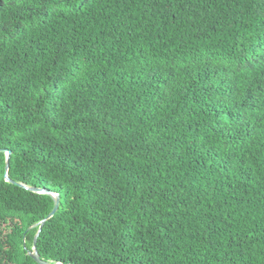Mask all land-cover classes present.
Wrapping results in <instances>:
<instances>
[{
  "label": "trees",
  "instance_id": "1",
  "mask_svg": "<svg viewBox=\"0 0 264 264\" xmlns=\"http://www.w3.org/2000/svg\"><path fill=\"white\" fill-rule=\"evenodd\" d=\"M0 149L43 261L264 264V0H0Z\"/></svg>",
  "mask_w": 264,
  "mask_h": 264
},
{
  "label": "water",
  "instance_id": "2",
  "mask_svg": "<svg viewBox=\"0 0 264 264\" xmlns=\"http://www.w3.org/2000/svg\"><path fill=\"white\" fill-rule=\"evenodd\" d=\"M0 152H5L6 153V167H5L6 174H5V178L7 179V181H9L11 183H14V184H17L19 186H22L25 189L30 190V191L35 192V193L47 194V195L51 196V198L53 200V207H52L51 211L49 212V214L44 219H42L38 224L35 225V226H38V231H37V234L35 235V238H34V241H33L34 242L33 250L31 252H29V256L32 259H34L38 264H51L49 262H46V261H43V260L40 259L39 254L37 253V251L35 249V245H36V239H37L38 233L40 232L42 226L44 225V223L48 219H50L51 217L54 216V214L57 212V210L59 208V203H60L59 195L57 193H53V192H51L49 190L35 188V187H26V186H23L21 184H18V183H15V182L11 181V179L7 175V170L9 168V161L8 160H9L10 151L0 149Z\"/></svg>",
  "mask_w": 264,
  "mask_h": 264
}]
</instances>
